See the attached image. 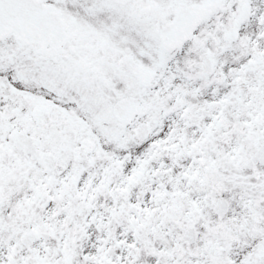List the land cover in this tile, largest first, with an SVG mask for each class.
Returning a JSON list of instances; mask_svg holds the SVG:
<instances>
[{
  "label": "snow or ice",
  "instance_id": "1",
  "mask_svg": "<svg viewBox=\"0 0 264 264\" xmlns=\"http://www.w3.org/2000/svg\"><path fill=\"white\" fill-rule=\"evenodd\" d=\"M0 264H264V0H0Z\"/></svg>",
  "mask_w": 264,
  "mask_h": 264
}]
</instances>
